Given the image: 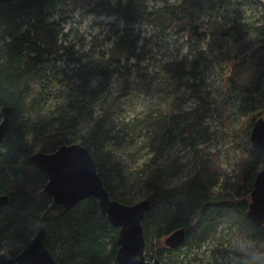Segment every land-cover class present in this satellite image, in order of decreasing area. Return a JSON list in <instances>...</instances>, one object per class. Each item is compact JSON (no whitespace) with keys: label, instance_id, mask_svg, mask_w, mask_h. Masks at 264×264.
I'll return each instance as SVG.
<instances>
[{"label":"trees","instance_id":"1","mask_svg":"<svg viewBox=\"0 0 264 264\" xmlns=\"http://www.w3.org/2000/svg\"><path fill=\"white\" fill-rule=\"evenodd\" d=\"M199 1L211 3V10L222 6L216 9L218 15V10L240 0L0 2V111L5 106L14 111L9 131L0 142V195L10 197L9 204L0 207V254L10 250L12 256H16L42 225L46 230L45 244L58 264H119L115 260L118 228L100 212L97 200L86 197L67 209L54 204L44 192L47 176L37 169L30 156L36 149L51 153L62 144H72L68 139L70 129H75L80 122L90 121L91 126L79 144L91 153L110 198L134 204V196L117 190L109 174L111 170L105 169V165L110 164L107 149L115 139L111 134L114 128L106 117L93 118L94 110L109 90L111 77L120 68L127 69L131 61L139 64L144 60L146 41L135 26L175 37L178 48L189 43L192 49L208 43L209 39L215 40L219 16L209 17L206 23H195L194 9L200 6ZM257 1L264 5V0ZM77 11L114 17L124 27L114 34L106 51L94 52L95 63L87 67L75 60L71 70V63L68 64V74L61 71L73 85L62 115L57 116L58 128L54 133H47L44 132L43 113L50 99L49 86L60 76L57 73L51 78L48 61L61 56L64 49L62 27ZM246 30L255 33V38L242 47L248 56L239 61H226L229 70L223 74V84L214 103L198 96V103L192 109L176 114L175 123L183 146L171 161L153 166L165 151L164 138L173 133L171 126L164 128L163 111L152 110L144 118L122 125L125 135L147 136L149 146L155 150L151 164L136 169L146 189L145 199L150 201V209L142 221L147 261L158 259L163 264H190L192 248L215 238L220 226L233 236L227 239L229 244L235 242L239 248L237 242H251L252 248L241 253L247 264H254L257 251L264 252V225L255 226L246 216L253 182L264 166V149H253L249 142L254 122L264 118V26H247ZM236 33L245 34L241 30ZM202 55L197 50V67L191 76L194 80L200 74L197 68L207 61ZM164 74L173 84L188 76L185 66L178 63L169 64ZM164 82L162 79L158 85L167 92L170 86ZM193 90L197 92L196 86ZM231 98L240 101L249 112L231 136V149L240 162L233 182L222 179L217 155L197 147L202 134L206 139L212 135L205 124L207 119L218 123L222 137L229 138L224 129L230 117L227 102ZM187 148L193 154L194 172L180 184L166 186L167 178L177 176L185 168L182 159ZM180 228L185 230L180 246L169 249L162 243L158 245Z\"/></svg>","mask_w":264,"mask_h":264},{"label":"rangeland","instance_id":"2","mask_svg":"<svg viewBox=\"0 0 264 264\" xmlns=\"http://www.w3.org/2000/svg\"><path fill=\"white\" fill-rule=\"evenodd\" d=\"M238 2L218 10V15L216 9L222 8V6H216L211 10V6H209L211 3L198 2L200 6L194 9L195 23L201 21L206 23L211 16L219 17L216 20L215 40L209 39L208 43L193 46L192 49H189V43L178 48L175 44V37L168 34H156L147 27L135 26V29L140 31L141 37L146 41L142 55L144 60L139 64L131 61L126 67L127 69L120 68L111 77L109 90L102 96L93 115V118L106 117L114 128L111 129V134L115 136V139L107 149V158H109L110 164H106L105 169L111 170L109 174L112 176L117 190L130 193L134 196L135 203L146 198V189L140 183L141 175L137 173L136 169L150 165L155 150L149 146L147 136L125 135L122 125L140 120L152 110L163 111L164 128L168 129L171 126L170 129L173 130V133L171 135L169 133L164 138L165 151L157 164L153 166L169 162L177 155L183 144L179 139V129L175 123L176 114L182 110L192 109L198 103V96L205 97V100L213 104L223 84V74L229 70L226 61H239L248 56L242 47L249 39L255 38V35H252L253 32L247 31L246 27L264 26V5L257 0H240ZM245 8L250 10V23L245 20ZM232 26L235 27L234 30L231 29ZM123 27V23L114 17L98 16L83 11H77L62 27L64 49L60 52L61 56L57 55L48 61L52 70L51 78L57 76V73H60V76L57 80L53 79V84L49 86L50 99L47 101L43 113L44 132L54 133L58 128L57 116L62 115V108L68 100L69 90L73 85L63 77L61 71L68 74L67 66L71 63L69 68L71 70L75 60H80L79 65L87 67L95 63L96 57L93 56L96 53L94 52L106 51L114 40V34ZM236 30H241L245 34L241 36L236 33ZM225 31H228L229 34ZM243 37L245 38L242 39ZM197 50L202 52V57H205L207 61L202 62L197 68V72L200 74L194 80L191 76L197 67L195 60ZM172 63L184 65L185 72L188 74L176 84H173L169 76L164 74L165 68H168ZM124 65L122 64V66ZM162 79L166 81L164 85L170 86L167 92L158 85ZM194 86H196L197 92L193 90ZM227 108L230 117L224 132L229 135V138L225 140L222 137L218 123L207 119L205 124L212 135L206 139L205 134H202L197 147L207 150L210 155H217L219 167L223 171L222 179L226 178L233 182L235 175L239 172L240 162L231 149V136L241 121L249 115V112L248 109L241 106L240 101L234 98L227 102ZM90 126V121H83L75 129H70L69 141L79 144L80 139L86 135ZM37 151L38 149L33 153ZM183 154L185 155L182 162L185 163V168L177 176L166 179L165 185L168 187L180 184L194 172L191 150L187 148ZM229 238H233L230 231L224 226H220L215 238L192 248L189 256L190 264H247V259L242 254L252 248L251 242L247 240L237 242L238 248L235 242H231L232 244L227 242ZM164 239L158 245L161 243L163 245ZM253 259L254 264H264V252L257 251Z\"/></svg>","mask_w":264,"mask_h":264},{"label":"water","instance_id":"3","mask_svg":"<svg viewBox=\"0 0 264 264\" xmlns=\"http://www.w3.org/2000/svg\"><path fill=\"white\" fill-rule=\"evenodd\" d=\"M11 0H0L9 2ZM14 111L5 106L0 115V142L10 128ZM249 142L253 149H264V118H258L250 131ZM31 161L47 176L45 193L53 203L64 208L72 207L86 197L97 200L99 210L109 223L118 228V250L115 260L119 264H163L158 259L147 261L142 221L150 209V201L123 204L110 198L100 178L94 159L87 148L78 143L60 145L51 153L37 152ZM246 216L255 226L264 225V166L257 173L250 192ZM7 194L0 195V207L9 204ZM185 230L178 229L164 239V245L176 248L182 244ZM46 230L40 226L30 243L16 256L10 250L0 254V264H58L46 244Z\"/></svg>","mask_w":264,"mask_h":264},{"label":"clouds","instance_id":"4","mask_svg":"<svg viewBox=\"0 0 264 264\" xmlns=\"http://www.w3.org/2000/svg\"><path fill=\"white\" fill-rule=\"evenodd\" d=\"M244 16H245V20L246 22H251V18H250V10L245 8L244 9ZM252 35H255V33H252Z\"/></svg>","mask_w":264,"mask_h":264},{"label":"bare ground","instance_id":"5","mask_svg":"<svg viewBox=\"0 0 264 264\" xmlns=\"http://www.w3.org/2000/svg\"><path fill=\"white\" fill-rule=\"evenodd\" d=\"M62 145H63V144H62ZM58 147H59V146H58ZM58 147H57V148H58ZM57 148H56V149H57ZM38 152H41V151H38ZM35 153H37V152H35ZM35 153H33V154H35ZM43 153H45V152H43ZM33 154H32V155H33ZM32 155H31V156H32ZM31 156H30V159H31ZM33 164H34V163H33ZM34 165H35V164H34ZM35 166H36V165H35ZM37 169H38V168H37ZM38 170H39V169H38ZM40 171H41V170H40ZM41 172H42V171H41ZM46 184H47V182H46ZM46 184H45V186H46ZM45 186H44V188H45ZM44 192H45V191H44ZM134 204H135V203H134ZM62 207H63V206H62ZM66 209H67V208H66ZM41 226H42V225H41ZM43 227H44V226H43ZM180 229H181V228H180ZM177 230H178V229H177ZM163 244H164V243H163ZM164 246H165V245H164ZM165 247H167V246H165ZM167 248H169V247H167ZM176 248H177V247H176ZM169 249H174V248H169Z\"/></svg>","mask_w":264,"mask_h":264}]
</instances>
